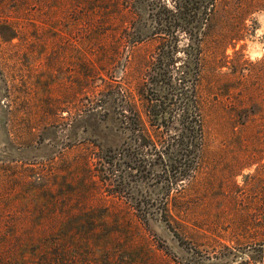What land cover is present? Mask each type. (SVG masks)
I'll return each instance as SVG.
<instances>
[{
	"label": "rangeland",
	"instance_id": "obj_1",
	"mask_svg": "<svg viewBox=\"0 0 264 264\" xmlns=\"http://www.w3.org/2000/svg\"><path fill=\"white\" fill-rule=\"evenodd\" d=\"M121 1L0 0V264H245L264 242V0H195L179 22L175 0Z\"/></svg>",
	"mask_w": 264,
	"mask_h": 264
},
{
	"label": "trees",
	"instance_id": "obj_2",
	"mask_svg": "<svg viewBox=\"0 0 264 264\" xmlns=\"http://www.w3.org/2000/svg\"><path fill=\"white\" fill-rule=\"evenodd\" d=\"M174 10L175 14H173L172 16H174L176 18V20L179 22L180 19H183L184 16V20H186L187 15L192 11H197L200 10V5L198 4L197 1L195 0H175L174 1ZM120 10H126V11H130L129 9L132 7L130 2L127 1H121L119 4ZM211 8H213V5L211 4ZM207 8L204 7L200 12V19L202 18V16H204V13ZM163 11L165 13H168L169 10L166 7H163ZM206 15V14H205ZM203 19V18H202ZM204 21H206L204 19ZM168 61H165L163 58L158 57V59L154 60V62H149L147 64V67H151L152 68H156L154 71V75L153 77H151V84L155 86H159L161 84H166V82L168 81L167 78V69H166V64ZM165 64V65H164ZM199 68V62L197 64V69ZM198 76V74H197ZM149 82V83H150ZM122 91V90H121ZM129 91V87H126L124 89V94H121V98L123 99V103L128 107V109L131 110V107L128 106L127 104V100H130V93ZM145 100V99H144ZM145 115H149L151 114V117H155L154 118V122L159 123L157 128H160L162 126H165V120H170L167 111H169V104H170V100H168V95L167 93H163L162 95L160 93L157 92L156 95H153V93L151 94V97L147 98L145 100ZM135 112V111H134ZM183 117L186 121V125L183 128L184 132L181 133V135L179 136L180 138V142L181 145L183 147H185L186 149H190L193 151H197L202 148V134H203V129H202V119H201V115H200V110L198 107V103L195 102V105L193 106V112L192 114H183ZM192 117V118H191ZM131 121L130 123H132V128L133 130H136L137 135H138V139L137 141L142 144L145 148H149V151L152 149L155 151V154H158L156 156H158L157 158L161 157L162 154H167L168 150L167 147L163 148V146L161 145V147L163 148L161 151L157 149V144L154 143V141H152L151 137L146 133V131L143 129L142 123H141V118H140V114L135 112L133 116H131ZM129 123V124H130ZM194 127V129H193ZM191 133L192 135H194V138H189L191 137ZM188 137L189 139L187 141H185V137ZM199 138V140L197 141V139ZM143 162H140L139 165L136 164H132L131 162H126V167H128L129 169L131 168V170H135L139 167H142ZM154 166V164H150ZM98 171L99 173H102L103 176L99 179L100 182H102V184H106L110 182L108 176L106 175V171L107 169H112V163L111 161H109L108 159H105L103 162L101 161L98 164ZM103 179V180H101ZM164 218L165 221L170 225V223L173 221L171 216L167 215V213L164 210ZM264 224V223H263ZM264 227V225H263ZM254 254L249 256L248 260H246L244 263L245 264H250L249 261H252V264H264V242L258 244L256 247L252 248Z\"/></svg>",
	"mask_w": 264,
	"mask_h": 264
}]
</instances>
